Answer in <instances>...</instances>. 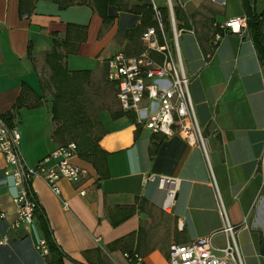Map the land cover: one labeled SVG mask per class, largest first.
<instances>
[{"label":"crops","instance_id":"0c3cea01","mask_svg":"<svg viewBox=\"0 0 264 264\" xmlns=\"http://www.w3.org/2000/svg\"><path fill=\"white\" fill-rule=\"evenodd\" d=\"M123 1L129 6L140 2ZM170 2L197 14L205 5L203 11L211 14L214 26L244 14L238 0V8L224 16L219 8L224 0ZM61 3L36 0L32 11L21 15L19 0H0V114L12 110L24 88L29 89L27 101L38 103L20 107L13 116V126L21 134L20 152L29 166L58 146L51 138V112L44 134L36 128L25 131L28 124L38 126L42 107L50 111L41 80L53 40L61 41L70 23L85 26V40L64 61L71 71L90 70L98 81L106 58L125 51L124 34L138 22L137 15L122 12L103 29L90 4L61 7ZM189 32L199 49L195 55L186 52L182 61L190 76L189 92L206 154L176 134L165 136L135 126L131 113L112 117L111 106L102 109L98 145L106 152L100 165L104 176L76 156L73 162L86 167L88 175L79 183L60 179V195L40 176L31 180L52 238L63 252V264H131L124 249H135L137 243L145 264H169L171 243L211 236L214 246H224L225 222L236 228L243 264H264L258 249L259 234L264 237V66L248 33L227 32L205 59L194 32ZM92 63L94 67H87ZM113 93L117 102L115 87ZM22 119L29 123L22 125ZM9 170L0 151V264H46V256L35 249L43 236L38 224L15 225L17 188ZM147 173L178 178L169 211L162 207L165 189L156 181L143 180ZM80 188L85 189L84 196L79 195Z\"/></svg>","mask_w":264,"mask_h":264},{"label":"built area","instance_id":"2783aa9c","mask_svg":"<svg viewBox=\"0 0 264 264\" xmlns=\"http://www.w3.org/2000/svg\"><path fill=\"white\" fill-rule=\"evenodd\" d=\"M151 5L155 24L141 32L140 50L136 53L121 50L109 55L105 61L106 78L116 88L120 109L133 114L135 126L165 136L176 134L206 154L205 138L196 120L189 92L190 76L183 67L179 50L180 31L176 28L171 2L167 0L166 5L168 28L160 8L154 2ZM246 24L244 15L228 18L218 26L222 32L215 33L214 38L217 41L227 32L241 34L245 32ZM20 140L18 128L9 127L0 118V151L10 167L8 172L13 176L17 188L13 198L18 212L15 225L34 221L36 198L31 188L33 177L40 176L56 195H60V179L79 183L88 175L86 167L73 162L77 156L73 142L58 145L34 166H29L21 155ZM143 180L156 181L160 188L165 189L162 207L164 210L171 208L178 178L147 173ZM78 193L84 196L86 191L80 188ZM63 206L66 207L67 203L63 202ZM235 229V226L225 222L221 231L226 235V243L222 247L214 246L211 236L187 243H171L168 248L169 264H243ZM35 249L43 257L49 253L43 237L37 240ZM125 256L128 258L126 253ZM128 260L131 264H145L138 254Z\"/></svg>","mask_w":264,"mask_h":264},{"label":"trees","instance_id":"16d2710c","mask_svg":"<svg viewBox=\"0 0 264 264\" xmlns=\"http://www.w3.org/2000/svg\"><path fill=\"white\" fill-rule=\"evenodd\" d=\"M36 0H19V13L25 14L32 11L34 2ZM241 7L247 19V29L251 41L254 45L259 61L264 64V6L260 10L255 9V4L250 0H240ZM90 4L97 14L102 19V27L106 29L115 17L122 12H131L137 15V23L129 31L125 32L124 38L126 39L127 46L124 50L126 53H136L140 50L139 36L141 32L149 26L154 25L153 10L151 0H140L139 3L128 5L123 0H63L59 4L61 7H67L73 4ZM173 13L176 22V28L179 31L187 29L194 32L197 42L202 49L205 59L209 58L213 52L216 42H212V37L217 32H222L218 26L212 32H205V30L196 29V16L197 13H188L179 5L174 4ZM166 28H168V8L167 6L161 7ZM205 20L199 26L203 29L205 27ZM210 34V36H208ZM212 35V37H211ZM86 38V27L70 23L67 26L64 37L61 41L53 40V46L49 52L45 54L44 62L49 69L48 78L41 80V85L44 88H52L53 99L50 106L51 119L54 128L51 133V138L58 145H65L73 142L76 146L77 156L90 162L96 170L100 173L101 177L104 172L101 171L100 165L104 162L106 152H104L98 145L99 137L102 133L92 137L91 132L94 127L92 118L85 106V102L80 97L84 94L86 87L95 83L92 72L87 69L71 71L67 68L64 58L70 53H75L80 45ZM105 82L110 85L112 92L114 86L106 78ZM93 85V84H92ZM27 88H24L18 99L16 100L11 111L0 114V118L9 126H13V116L17 110L22 106L33 107L38 103H30L27 101ZM107 109L104 107L103 109ZM126 114L121 109L111 112L112 117H117ZM95 122V121H94ZM96 123L100 125L99 118ZM101 128V127H100ZM35 196V195H34ZM34 221L38 224L42 237L44 238L47 247L48 255L46 256V264H63V252L55 244L45 215L39 207L36 199V206L33 211ZM140 228L139 233L142 232ZM130 235L129 237H132ZM121 241V240H119ZM118 241V242H119ZM139 241V237H138ZM139 244L135 249L125 248L124 251L128 258H133L134 254L141 256L139 252ZM258 249L261 255H264V237L259 234Z\"/></svg>","mask_w":264,"mask_h":264},{"label":"rangeland","instance_id":"374dc122","mask_svg":"<svg viewBox=\"0 0 264 264\" xmlns=\"http://www.w3.org/2000/svg\"><path fill=\"white\" fill-rule=\"evenodd\" d=\"M157 4V6L160 8L161 12L162 9L161 7H164L166 5V0H154ZM240 2V0H238ZM173 4H174V0H172ZM226 3V4H225ZM224 4L223 6H220L219 8L221 10H223L222 12V16H224V12L225 15H227L230 11H234L235 9L238 8V3L237 0H224ZM264 6V0H258V3H255V9L260 10L261 8H263ZM206 6H202L200 7V9H198V14L196 16V29L199 30H205V32H212V30L215 28V26L212 24L211 22V14L207 13V11H203V9H205ZM163 14V12H162ZM239 15H244V14H239ZM238 14L235 16H239ZM164 16V15H163ZM198 16H200L199 18H197ZM220 17V20L223 21L224 17ZM153 18V16H152ZM205 20V27L202 29L199 24L200 22L202 23ZM244 33H248V29H247V24H246V30ZM208 36H210V34H208ZM212 37V35H211ZM214 38V36L212 37ZM119 39H121V37L119 36ZM214 41L215 38H214ZM127 42L125 44V46H127ZM178 45H179V50L182 56V60H185V53L187 52L189 55H195L197 50L199 49L197 46V43L195 41L194 36L187 30V29H183V31L180 32V36L178 38ZM90 65V64H89ZM46 67V72L43 73V79H47L48 75H49V69L46 65H44ZM264 66V64H263ZM87 67H94V64L92 63L91 66H87ZM85 67V68H87ZM89 69V68H88ZM102 73L99 76V80L96 81L95 83H92L90 85H88L84 91V94L80 97L81 99H83V101L85 102V106L86 109L89 113V115L92 118H95V122L93 121L94 127L92 129L91 132V136L94 138L96 136H98L101 133V128L99 126V124L96 123V120L98 119V114L99 112L103 111L102 109L104 107L107 106H111L113 110H119V107L117 105V102L115 101V96L114 93L112 92V88L110 87V85H107L105 82V71H101ZM43 97L47 98L49 106H51L52 104V99H53V93H52V88L48 87L45 88V93L43 95ZM42 120L37 122L36 124L38 126H30L31 124H28L25 128L26 133L29 132V130L32 128H36L38 131L37 133L40 134L43 131L44 134V127L45 125H47V118H48V113H50V111L47 110L46 107H42ZM45 116V117H43ZM46 118V120H45ZM22 123H29L26 122L25 119H22V121L20 122ZM41 125V127H39ZM19 130V129H18ZM22 130L24 131V129L22 128ZM43 136V135H42ZM166 211L170 210V207H166L165 208Z\"/></svg>","mask_w":264,"mask_h":264},{"label":"bare ground","instance_id":"6f19581e","mask_svg":"<svg viewBox=\"0 0 264 264\" xmlns=\"http://www.w3.org/2000/svg\"><path fill=\"white\" fill-rule=\"evenodd\" d=\"M36 198V197H35ZM35 209V208H34Z\"/></svg>","mask_w":264,"mask_h":264}]
</instances>
